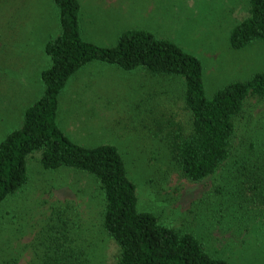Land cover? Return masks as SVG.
<instances>
[{
  "label": "rangeland",
  "instance_id": "obj_1",
  "mask_svg": "<svg viewBox=\"0 0 264 264\" xmlns=\"http://www.w3.org/2000/svg\"><path fill=\"white\" fill-rule=\"evenodd\" d=\"M79 3L84 40L113 46L123 31L141 28L197 56L207 97L226 83L264 71V42L242 48L229 43L231 29L247 15L246 0ZM58 33L53 0H0V140L20 126L23 111L40 96V72L50 64L44 45ZM189 116L182 79L92 61L68 78L58 95L56 119L76 143L117 147L135 183L140 210L191 232L228 264H264V206L230 193L238 180L236 160L251 142H264V96L246 99L229 159L201 181L184 177L170 152L171 122L187 127ZM26 166L27 183L0 202V264L37 262L36 252L45 250L37 235L60 225L52 213L59 202L70 208L77 224L68 216L71 230L63 234L72 237L71 244L76 238L83 245L86 263L113 264L118 247L99 227L103 208L96 181L64 167L45 169L39 151L27 156Z\"/></svg>",
  "mask_w": 264,
  "mask_h": 264
},
{
  "label": "trees",
  "instance_id": "obj_2",
  "mask_svg": "<svg viewBox=\"0 0 264 264\" xmlns=\"http://www.w3.org/2000/svg\"><path fill=\"white\" fill-rule=\"evenodd\" d=\"M246 3L247 15L230 31L233 48L264 42V0ZM53 6L58 13L59 33L44 45L50 64L40 72L42 92L23 111L20 126L0 140V202L27 183L26 158L39 151L45 169L64 167L88 175L98 184L103 208L99 227L118 247L113 264H228L209 253L191 232L160 222L152 211L140 210L135 183L128 177L117 147L109 143L84 146L69 139L57 123L58 95L68 78L92 61L124 70L143 67L151 74L182 79L189 125L171 122L170 152L184 177L201 181L229 159L246 99L264 96V71L226 83L207 97L201 61L174 41L131 28L119 34L115 45L99 46L81 37L79 0H53ZM249 147L240 161L236 160L238 180L236 190L230 189V193L239 201L264 206V142H251ZM52 213L60 225L38 233L45 250L36 252L34 264H87L83 245L76 238L71 244L72 237L63 234L71 230L70 208L59 202ZM74 216L78 220L80 215L76 212Z\"/></svg>",
  "mask_w": 264,
  "mask_h": 264
}]
</instances>
